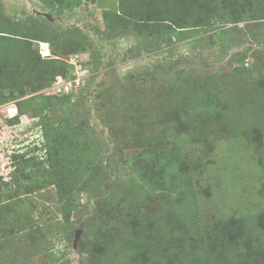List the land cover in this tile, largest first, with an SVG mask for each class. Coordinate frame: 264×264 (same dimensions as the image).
<instances>
[{
  "label": "trees",
  "instance_id": "16d2710c",
  "mask_svg": "<svg viewBox=\"0 0 264 264\" xmlns=\"http://www.w3.org/2000/svg\"><path fill=\"white\" fill-rule=\"evenodd\" d=\"M34 5L61 20L79 8L88 14L96 10L102 28L91 26L98 36L94 39L75 24L62 25L33 12L7 14L0 3V103H14L15 113L7 114L9 125L17 126L21 115L31 114L38 120L41 135L33 149L11 152V169L7 177L0 175V190L13 187L16 198L26 195L29 201L26 223L17 229L18 234L32 240H64L62 249L53 245L39 249L48 264H72L66 249L79 224L76 248L80 264H264L262 207L214 218L206 225L195 221L192 210L197 194L182 152L184 145L166 147L168 134L158 133L137 141L140 146L127 151L124 139L129 130L122 128L120 133L103 115L97 91L91 103L108 129L112 145L104 148L73 92H40L57 76L74 79V65L62 58L78 53L91 56L102 39L133 35L134 42L126 51L132 60L175 43L190 44L191 51L206 37H212L222 49L238 45L240 35L264 42V21H260L264 20V0H115L113 5L103 0H34ZM248 21L250 26L245 28ZM41 42L48 44L47 57L39 53ZM246 55L244 51L239 57L232 76L237 83L245 75L247 86L259 92L251 108L242 106L246 102L236 104L235 95L223 90L219 78L211 74L192 77L188 70L173 71L169 66L164 82L159 83L156 69L148 67L144 73L154 81L148 87L157 93L153 108L161 111L158 121L186 143L193 132L208 137V120L220 126L219 130L225 129L221 113L230 108L234 123L228 131L241 128L247 137L257 132L262 135L264 77L251 76L257 64H247ZM94 60V68L99 69V57ZM88 62H80L79 70ZM262 65L259 61L256 68ZM88 78L81 86L86 92L93 82ZM26 93L34 94L23 98ZM136 122L139 126L144 123L141 118ZM35 193L43 196L41 204L28 197ZM83 195L87 199L81 203ZM152 195L160 201L153 214L143 211ZM81 209L82 217L74 218ZM38 210L39 215L34 216ZM8 220L6 215L0 216V225Z\"/></svg>",
  "mask_w": 264,
  "mask_h": 264
},
{
  "label": "rangeland",
  "instance_id": "374dc122",
  "mask_svg": "<svg viewBox=\"0 0 264 264\" xmlns=\"http://www.w3.org/2000/svg\"><path fill=\"white\" fill-rule=\"evenodd\" d=\"M0 3L7 14L22 15L23 12L36 14L40 11L35 7L34 0H0ZM95 11L88 14L87 11L79 8L68 19L61 20L54 17V21L62 25H78L96 39L98 36L94 34L91 26L102 28V23L101 14L98 13L96 16ZM250 23L251 21L245 23V28L250 26ZM133 42V35L125 34L100 40L97 51L95 50L91 56L87 53L73 55L75 64L71 65H74V78H79V84L73 83L68 86L67 92H73L75 98L80 100V104L84 106L85 113L95 128L102 146L109 148L112 145L108 139V129L97 118L94 105L91 103L97 91L101 93L99 105L103 115L110 118L114 127L121 129L120 133L122 128L129 130L127 136L130 139H124V142L129 145L127 151H133L134 148L140 146L137 141L144 142L146 137L158 133L168 134L166 147L179 143L184 145L182 152L189 164L197 194L195 209L192 210L193 215H196L195 221L206 225L209 221L221 216L239 214L249 209L258 211L261 207L264 209V132L262 135L257 132V135L253 133L247 137L241 128L235 133L228 131L234 123V119L229 116L233 114V109L228 108L221 113L225 129L219 130L220 126L208 120L206 124L210 130L208 137L203 138L199 132H193L191 141L185 143V141L178 140L176 133L167 124H161L158 121L161 111L153 108V100L157 93L148 87V84L154 81L144 73L148 67V70L156 69L155 76L158 78L156 81L159 83L164 82V71L169 66L173 71L188 70L192 77H207L211 74L219 78L223 90H228L235 95L238 100L236 104L250 103H244L242 106L251 108L252 103H257L259 92H253L252 87L247 86L248 81L244 80L245 75L239 77L238 82L235 83L232 71L234 66L240 62L238 59L244 51H247L244 58L247 64L255 62L258 66L259 61L264 63V42L240 35L236 39L238 45L230 49H222L212 37H206L191 48V51L188 49L190 44L175 43L156 52L144 53L141 57L132 60L126 56V51ZM39 53L41 57L49 55L47 43H39ZM95 56L99 57L101 62L99 69L94 68ZM70 57L72 56L68 55L62 59L71 63ZM87 61L89 62L86 68L78 70L80 62ZM256 67L252 68L251 76L264 77V65L260 69ZM92 69L95 70L92 71ZM87 77H91L93 82L90 90L86 92L81 89V86ZM57 78L63 82L72 79H64L61 76ZM99 83L102 84L99 86ZM53 85L54 83L40 92L55 94L56 90L52 88ZM33 94L26 93L23 98ZM60 94L62 93L59 92ZM13 104V102L0 103V175L3 177H7L11 169L9 156L11 152L18 148H21L20 151L33 149L34 144L41 141L38 120L36 117H31V114L21 115L17 126L8 124L7 109L11 108L12 111ZM235 111H239L237 105ZM138 118L143 119L144 122L140 126L138 122L134 124ZM13 190V187L0 190V216L6 215L9 218L0 225V264H48L46 255L38 252L39 249L53 245L54 249L59 250L66 246V243L56 238L52 240V237L26 239L23 234H18L17 229H21L26 223L29 201L26 195L16 198L18 196H15ZM6 197L11 198L6 199ZM28 197L38 204H41L44 199L43 196L39 197L38 193L29 194ZM86 199L87 197L83 195L81 203ZM44 207L46 208V205ZM159 207V197L152 195L147 197L143 211L153 214L158 211ZM38 212L39 210L33 213L34 216H38ZM83 213L81 209L73 216L81 218ZM80 227L79 224L74 237L77 232L80 233ZM74 237L72 244L66 249V254L72 264H80V254L73 243ZM39 242L41 244H38Z\"/></svg>",
  "mask_w": 264,
  "mask_h": 264
},
{
  "label": "built area",
  "instance_id": "2783aa9c",
  "mask_svg": "<svg viewBox=\"0 0 264 264\" xmlns=\"http://www.w3.org/2000/svg\"><path fill=\"white\" fill-rule=\"evenodd\" d=\"M69 61L71 63L75 64V58L73 60V56L69 58ZM66 82H63L61 79L57 78L55 80L54 85L52 86V88H55L56 93L67 92L68 91V86H71L73 83H75L76 85L79 84V78L70 79L69 81H66ZM13 110L15 112V108H13L12 111ZM10 111H11V108H8L7 109L8 115H12L13 114L12 111L11 112Z\"/></svg>",
  "mask_w": 264,
  "mask_h": 264
},
{
  "label": "water",
  "instance_id": "95a60500",
  "mask_svg": "<svg viewBox=\"0 0 264 264\" xmlns=\"http://www.w3.org/2000/svg\"><path fill=\"white\" fill-rule=\"evenodd\" d=\"M36 15H41V16H43V17H45V18H47V19H49L51 21L54 20V17H52V15L50 13H48V12L37 11ZM42 43H46V42H42ZM78 235H79V233L77 232V234L74 237V242L73 243L75 244V247H76V243H77V240H78Z\"/></svg>",
  "mask_w": 264,
  "mask_h": 264
},
{
  "label": "crops",
  "instance_id": "0c3cea01",
  "mask_svg": "<svg viewBox=\"0 0 264 264\" xmlns=\"http://www.w3.org/2000/svg\"><path fill=\"white\" fill-rule=\"evenodd\" d=\"M104 1V0H103ZM114 1L115 0H107V1H105L107 4H112L113 5V3H114ZM91 6L94 8V7H96L98 10L100 9L98 6H95V4L94 3H92L91 2ZM106 5V4H105ZM97 16V15H96Z\"/></svg>",
  "mask_w": 264,
  "mask_h": 264
},
{
  "label": "clouds",
  "instance_id": "9594fccd",
  "mask_svg": "<svg viewBox=\"0 0 264 264\" xmlns=\"http://www.w3.org/2000/svg\"><path fill=\"white\" fill-rule=\"evenodd\" d=\"M41 43H42V42H41ZM15 111H16V110H15ZM14 113H15V112H13V114H14ZM13 114H12V115H13Z\"/></svg>",
  "mask_w": 264,
  "mask_h": 264
}]
</instances>
